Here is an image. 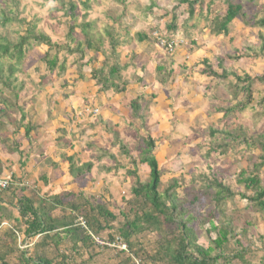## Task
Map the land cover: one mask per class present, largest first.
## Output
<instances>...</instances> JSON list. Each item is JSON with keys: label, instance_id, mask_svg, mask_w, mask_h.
I'll list each match as a JSON object with an SVG mask.
<instances>
[{"label": "trees", "instance_id": "16d2710c", "mask_svg": "<svg viewBox=\"0 0 264 264\" xmlns=\"http://www.w3.org/2000/svg\"><path fill=\"white\" fill-rule=\"evenodd\" d=\"M49 1L57 3L64 13L67 43L63 45L53 43L48 35L40 31L37 27L38 21L34 23L20 19L18 0H12L14 7L0 6V30H9L14 23L25 28L24 33H18L16 39L0 33V106L10 104L12 108H17L16 91L19 87L16 74L24 68L29 53L42 46L48 49L40 60L46 64L50 72H54L59 66L58 54L61 52L78 56L80 62L84 60L86 51L100 54L104 60L100 68L93 69L91 75V79L98 86V93L124 94L129 82L125 81L122 75L130 66L120 63L118 47L122 43L118 37H114L112 31H105L111 44L110 52L106 54L103 35L95 32L96 22L88 20L95 0ZM259 1L244 0L254 6H257ZM155 5L152 1L147 8L149 13H152ZM178 5L187 6V24L195 17L198 9L200 15L205 10L207 20L211 24L210 34L214 37H228L236 20L246 28L257 29L258 46L244 44L236 55H229L228 60L230 62L243 58L264 60V9L257 10L249 18L243 4H235L232 0H209L208 3L204 0H179ZM219 5L225 7L223 14L216 11ZM79 7L83 12L80 21L77 17ZM175 10L176 7L173 8V11ZM76 30L80 32L81 38L75 35ZM166 30L169 36H175L178 32V20L174 14ZM138 40L143 43L148 38L138 34ZM72 44L75 46L72 47ZM80 62L77 64L79 68ZM202 65H204L202 75L214 78L217 84H224L231 95L230 105L216 111L222 115L223 121L228 120L236 111L244 112L252 104V88L255 83L264 84V70L262 75L251 77L247 74L240 76L228 72L222 59L216 64L221 73L214 70L207 59ZM60 68L63 71L65 65L61 64ZM173 77V70H167L163 65L157 66L156 81L160 85L165 86ZM230 78L234 81L231 82ZM6 92L14 97V104L9 103L4 96ZM240 97L245 101H241ZM258 106L262 108L264 115V96L259 98ZM130 108L135 118L144 120L140 115L141 106L138 98L132 100ZM2 114L0 110V118ZM32 130L33 127L27 128V133ZM208 130L211 141L207 158L213 153L224 156L243 147L245 151L257 152L256 160L236 175V183L242 187V193L237 194L229 185L220 181L216 174L210 173L193 177L190 184L173 179L164 186L163 175L154 155L156 141L149 136L143 137L139 165L149 168V180L143 182L136 172H129L135 176L130 191L131 198L123 204L118 214L112 211L110 203L102 201L100 197H86L81 192L67 194V202L57 196L49 201H41L38 206L37 193L31 192L29 196L24 195L21 198L16 195L15 208H12L14 204L11 205V209L0 205V225L4 220L12 221L10 228L0 230V264H134V257L144 260V264H264V234H255L257 228L264 226V181L261 178L264 174V133L250 135L244 129L232 128L227 124L221 129L209 127ZM113 136V146L119 148L122 156L130 158L129 147L117 133ZM16 149L18 150V145L14 144V147L9 148V153H17ZM103 156L115 164V167L104 168V172L110 173L119 167L117 160L109 151H103ZM68 161L70 174L76 184L83 183L86 177L91 175L93 163L78 166L74 158H69ZM131 164L134 167L138 166L135 160H132ZM198 181L203 183L199 188L203 191L200 196L195 191L197 189H194V184ZM11 187L12 183L10 189ZM237 197L245 202V207L228 213V206L234 203ZM202 198L206 199L205 204L201 202ZM63 205L62 215L53 218V211L57 206ZM199 207L201 210H197ZM247 209L255 210L256 214L244 215ZM11 210H17L19 214L14 217ZM77 217L85 218L92 232L102 239L112 241L119 238L128 246V251L99 248L81 228L76 226ZM60 230H64L63 235L58 232ZM15 232L22 233L30 239L39 236L42 238L39 246L47 244L55 257L50 258L46 253L39 251L19 250L15 244ZM145 232L155 234V243L146 245L140 240ZM66 235L76 239V245L70 250L60 252L59 247ZM252 235L256 236L255 243L259 248L254 247V243L245 242V239ZM259 253L262 255L261 258H258ZM106 254L109 258L104 262L103 256Z\"/></svg>", "mask_w": 264, "mask_h": 264}, {"label": "rangeland", "instance_id": "374dc122", "mask_svg": "<svg viewBox=\"0 0 264 264\" xmlns=\"http://www.w3.org/2000/svg\"><path fill=\"white\" fill-rule=\"evenodd\" d=\"M18 1L20 19L34 23L38 21V29L48 35L53 43L58 45L67 43L66 20L57 3L49 0ZM152 1L156 5L152 13H149L147 8ZM204 1L208 3L209 0ZM232 1L235 4H243L244 11L248 13L249 18L257 10L264 9V0H260L257 6L246 3L244 0ZM178 2L179 0H95L92 3L88 20L96 22L95 32L103 35L104 50L107 55L111 44L105 31H112L114 37L120 39L122 43L118 47L120 63L130 66L122 77L129 82V86L134 87V95L123 96L125 102L118 101L116 108L100 105L96 95L101 97L103 94L98 93V86L91 79V75L93 69L101 67L104 57L86 51L84 60L80 62L78 56H70L61 52L58 54L59 66L54 72H50L46 64L40 60L48 48L45 46L35 48L29 53L24 68L15 77L17 85L23 89L19 91L21 93L16 103L17 108L5 107L4 110L3 106H0L5 115L0 118V122L4 123V126L0 128V141H4L6 134L15 130L17 132L12 136V144L16 142L20 148L18 132L26 124L22 122L21 114H25L26 105L37 104L45 97L42 102L51 114L56 113V108L63 110L64 102L68 103L67 109L70 111L65 112L67 109L63 111L64 114L69 115L68 121L58 122V134L62 145L67 146V149L73 146L75 158L79 159L78 162L75 161L78 166L82 163H93L91 174L97 182L94 181V186L90 184V188L93 193L104 194L105 190L111 193L112 205L114 204L116 208L113 210L116 214L121 206L131 198L130 191L135 176L130 175L129 172H136L143 182L149 180V168L139 165V157L143 149L141 138L148 136L156 141L157 147L154 155L163 175L164 186L173 179L190 184L193 177L210 173L216 174L220 181L229 185L237 194L242 193V187L236 183V175L256 160L257 152L245 151L243 147L224 156L213 153L210 158H207L211 141L208 129L209 127L221 129L227 124L232 128L244 129L250 135L264 133L263 110L258 106L259 98L264 96V84L255 83L252 88V104L244 112L236 111L228 120L223 121L222 115L216 111L230 105L231 95L223 86L224 84H217L214 78L202 75L204 68L202 63L206 59L209 60L214 70L221 73L216 64L219 59H222L228 72H234L240 76L247 74L251 77L262 75L263 59L243 58L234 62L228 60V56L236 55L244 44L258 46V30L246 28L239 20H236L228 37H214L210 34L211 24L207 20L205 10L200 15L198 9L195 17L187 24V6L178 5ZM0 6L14 7L12 0H0ZM174 7H176L175 11H173ZM216 11L223 14L225 7L219 5ZM173 14L177 17L179 30L175 36H169L166 26L170 23ZM82 16L83 12L79 7L78 21ZM19 26L14 23L9 30H0V33L16 39L17 34H23L25 30ZM156 33L166 38H180L184 44L174 52L168 53L159 46ZM138 34L145 35L148 40L143 43L139 42ZM75 35L77 38L82 37L78 30ZM74 46L75 44H72V47ZM78 62L81 63L79 65L81 68L78 67ZM61 64L65 65L63 71L60 68ZM158 65L174 71V77L165 86L156 81ZM140 69L147 70L148 74H139ZM230 81L233 82L234 79L230 78ZM142 89L147 90L144 92L146 95ZM80 93L95 95V97L87 98L89 102H92L89 103L90 105H87L84 100V106L88 108L83 107V101L80 99L82 96L78 98ZM4 96L9 103L14 104V97L9 92H6ZM137 98L141 106L140 115L144 120L135 118L130 108L132 101L129 102V100ZM68 100L79 101L82 106L71 110L72 104L67 102ZM240 100L245 101L242 97ZM19 102L20 107L23 108L21 111L18 109ZM114 133H117L123 143L129 147L131 159L122 156L119 148L113 146ZM10 140L12 139L7 140L9 142L5 140L4 144L0 143V158L4 151H9H6L3 146L9 148ZM103 148L110 150L119 165L111 173H105L104 178L102 177L103 169L115 167V164L109 158L100 160V157L103 158ZM29 157L30 155L25 151L20 155L19 172L21 174L22 169L29 166ZM132 160H135L138 166L134 167L131 164ZM261 178L264 181V174ZM25 181L29 184L26 183V186H29L31 192H33L31 188L36 190L33 180L28 181L27 177ZM194 186L197 194L202 195L203 191L199 188L203 186V183L198 181ZM201 202L205 204L206 199L202 198ZM245 205V202L237 197L235 202L228 206V213L237 208H244ZM199 209L201 210L200 207L197 210ZM246 214L255 215L256 212L247 209L244 215ZM255 234H264V226L257 228ZM254 237L256 236H248L245 242L254 243V247L259 248ZM155 239V234L149 232H145L140 237L146 245L155 243ZM257 255L258 258L262 257L260 253ZM103 258L104 262H107L109 255L106 254ZM134 258L141 260L143 264L145 262L140 258Z\"/></svg>", "mask_w": 264, "mask_h": 264}, {"label": "crops", "instance_id": "0c3cea01", "mask_svg": "<svg viewBox=\"0 0 264 264\" xmlns=\"http://www.w3.org/2000/svg\"><path fill=\"white\" fill-rule=\"evenodd\" d=\"M178 57V56H177ZM178 58H181L180 56ZM139 74L143 75V73L148 74L147 70H142L140 69L138 71ZM18 90L16 91V94L18 95V98L16 99V102L19 100V91H22L23 89L20 90V86L18 85ZM134 87L133 86H128L127 91L124 94L117 95L114 94L113 92H107L101 97L97 96L99 100L100 105H104L105 107H112L116 108L118 101L123 100V96H129L134 95L133 92ZM97 91V90H96ZM143 93L146 92L147 90L142 89ZM144 95H146L144 93ZM143 95V96H144ZM80 96H82L80 98ZM75 97V95H73ZM77 97V96H76ZM89 97H95V95H86V93H80L79 97L82 99L83 107L88 108V106L85 105V101L87 105H90L87 100ZM45 98V97H44ZM43 98V99H44ZM43 99L39 101L37 104L30 103L29 105H26L27 109L25 110V114H21L22 122H26L24 125V128H20L18 132V137L20 141V148L19 145L14 142V144L18 145V150L16 149L17 153H14L11 155L8 154V152L2 153L1 158H0V179H6L9 180L12 183V189L9 188L8 191L0 193V205L4 208H9L11 209V205H13L12 208H15V205L17 203L16 197L18 198L25 196H29V193H31L30 189L28 188L29 186H26V178L28 177V181L33 180L34 187L36 190H31L33 192L37 193V200H36V205H40L41 201H49L50 199H53L54 197H62L64 202H67L66 196L67 194L71 192L75 193H83L86 197L89 196H98L100 199L106 203L111 204V209L115 213L113 209L116 210L115 205H112V194L109 193L108 191H104L106 193L104 194H99V193H93L91 186H94V181L97 182V179L95 180L94 175L91 174L86 177V179L83 181L81 184H76L74 182L73 176L70 174V163L68 161L69 158H75V152L72 150L73 146L71 145L70 149H67V146L62 145V142L59 138L58 134V122L61 121H68V116L64 114L63 111H65L68 107V103L64 102V108L63 110L60 111V109L56 108V113L54 112L53 114L50 113V111L47 110V108L44 107L43 104ZM79 99V100H80ZM125 102V100H123ZM128 101V100H126ZM132 100L130 99L129 102ZM67 102H70L72 104L71 110L77 108L79 109L81 103L79 104V101H73V100H68ZM19 111L23 110L22 107H20V102H19ZM127 105V104H126ZM70 106V105H69ZM5 107H11L10 104L3 105V108L5 110ZM36 110H35V109ZM111 110L113 111V109ZM1 110V109H0ZM76 110V109H75ZM98 110V109H96ZM2 111V110H1ZM60 111L59 113H57ZM70 111L67 109L65 112ZM99 111V110H98ZM4 114V112H3ZM5 117V115H3ZM59 115V117L57 115ZM101 116V115H99ZM21 121V120H20ZM4 126V123L2 122V127ZM60 126V123H59ZM34 128L29 134L27 133V128ZM15 130L12 132H9L10 134H6V139L4 141L10 140L11 145L9 148L12 146L14 147L13 142V137L16 135ZM60 133V132H59ZM24 137V140H22ZM4 141H0V143ZM9 142V141H7ZM2 144V145H3ZM6 151L9 150L7 146H3ZM3 149V148H2ZM15 149V148H13ZM28 150V152H27ZM104 151H109L108 149H104ZM27 153L30 155L28 158L29 161V166L25 167L22 169V174L19 172L20 169V155L21 153L23 154ZM105 156L100 157V160H104ZM75 158V161L78 162ZM112 161V160H111ZM97 162L98 159H97ZM49 163V164H48ZM67 163V164H65ZM83 164V163H82ZM108 166V165H107ZM111 166V165H110ZM113 171V170H112ZM106 172H103L102 177L104 178ZM111 173V172H110ZM109 174V173H107ZM142 181V180H141ZM28 184V183H27ZM29 185V184H28ZM99 185V182H98ZM101 185V184H100ZM70 186V187H69ZM23 190V192H21ZM17 195V196H16ZM35 205V206H36ZM122 207V206H121ZM64 208L63 206H57V209L53 211V218L58 217L59 215H62L61 209ZM68 211V210H67ZM13 213L12 216L16 217L19 213L17 210H11ZM119 212V211H118ZM12 221L7 222L4 220V222L0 225V230L5 229V228H10ZM14 231H16L14 229ZM62 235L64 233V230L58 231ZM15 238H16V243L18 246V249L23 251V250H30V251H39L46 253V256H49L50 258H54V254L52 253L53 250L51 251L48 249V245L46 244L45 246H39L41 243V239L39 236L36 238L30 239L26 238L22 233L15 232ZM76 239L72 237H68L66 235L65 240L63 244L59 247L60 252L70 250L73 246L76 245Z\"/></svg>", "mask_w": 264, "mask_h": 264}, {"label": "built area", "instance_id": "2783aa9c", "mask_svg": "<svg viewBox=\"0 0 264 264\" xmlns=\"http://www.w3.org/2000/svg\"><path fill=\"white\" fill-rule=\"evenodd\" d=\"M159 41V46L166 52L172 53L178 48H180L184 42L180 38H166L164 36H159L155 34ZM97 112V111H95ZM11 182L6 179H0V193L8 190L10 188ZM75 224L77 227L81 228L84 233L101 249H116L118 251H128V246L122 242L119 238H116L112 241L104 240L101 237L95 235L92 230L89 228L88 223L85 218L77 217ZM141 261L134 260V264H140Z\"/></svg>", "mask_w": 264, "mask_h": 264}]
</instances>
